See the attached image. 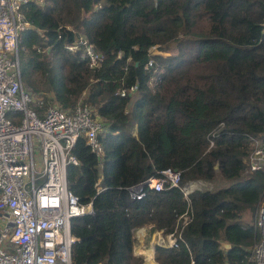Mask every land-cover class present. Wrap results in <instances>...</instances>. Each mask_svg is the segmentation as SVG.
Wrapping results in <instances>:
<instances>
[{
  "label": "trees",
  "instance_id": "16d2710c",
  "mask_svg": "<svg viewBox=\"0 0 264 264\" xmlns=\"http://www.w3.org/2000/svg\"><path fill=\"white\" fill-rule=\"evenodd\" d=\"M22 10V80L62 107L86 92L104 123L102 154L80 137L78 163L66 168L68 188L94 209L71 219L72 264H143L133 229L174 233L184 213L178 245H155L157 264H246L264 198V169L246 171L251 136L264 139V0H44ZM80 35L100 66L64 47ZM168 167L180 171L178 186L130 197V185ZM218 178L227 184L216 190L181 189Z\"/></svg>",
  "mask_w": 264,
  "mask_h": 264
},
{
  "label": "built area",
  "instance_id": "2783aa9c",
  "mask_svg": "<svg viewBox=\"0 0 264 264\" xmlns=\"http://www.w3.org/2000/svg\"><path fill=\"white\" fill-rule=\"evenodd\" d=\"M29 1L44 0H0V264H72L71 248L78 236L70 229L71 219L93 214L94 209L92 200L82 203L68 188L66 168L78 163L72 149L80 137L96 156L102 154L99 136L104 123L85 101L62 107L52 91L37 93L24 85L19 34L29 26L22 10ZM64 47L80 50L91 68L100 66L103 59L83 35ZM153 62L151 56L145 67ZM137 88L132 84L117 93L124 96ZM251 140L246 171L264 169V139L251 136ZM180 177V171L164 168L130 185L128 193L141 198L147 189L178 186ZM199 181H192L191 189L182 187L184 194L200 188ZM255 213L260 238L251 247L246 264H264V198ZM189 219L188 213L180 216L177 232L164 235L157 230L161 234H156V243L177 246L181 228Z\"/></svg>",
  "mask_w": 264,
  "mask_h": 264
},
{
  "label": "crops",
  "instance_id": "0c3cea01",
  "mask_svg": "<svg viewBox=\"0 0 264 264\" xmlns=\"http://www.w3.org/2000/svg\"><path fill=\"white\" fill-rule=\"evenodd\" d=\"M254 216L255 214L252 216L253 221ZM246 218L250 219V215L248 214ZM150 228V225H142L133 229L134 253L143 255V264H157V261L154 258V247L157 244L155 238L156 234H161V232L152 230L151 235L148 236V230Z\"/></svg>",
  "mask_w": 264,
  "mask_h": 264
},
{
  "label": "rangeland",
  "instance_id": "374dc122",
  "mask_svg": "<svg viewBox=\"0 0 264 264\" xmlns=\"http://www.w3.org/2000/svg\"><path fill=\"white\" fill-rule=\"evenodd\" d=\"M70 28V27H69ZM152 52H153V54H162L163 56H165V55H167V54H169V52L168 51H165V50H160V49H158V47L155 45V47H153L152 48ZM23 83H24V85H26V86H28L30 89H32L29 85H27L24 81H23ZM42 88V87H41ZM41 91H39V93L40 92H46V91H49L50 89L49 88H45V86L43 87V89H40ZM33 92H35L34 90H32ZM37 92V91H36ZM47 93V92H46ZM85 98H86V92H83L79 97H78V99L74 102V103H76V102H78V101H86L85 100ZM73 103V104H74ZM130 107V106H129ZM194 182H189V183H187V184H185L183 187H185V189H191L192 187H191V184H193ZM198 184H199V187L200 188H205V189H210V190H216V189H218L219 187H221V186H224V185H226L227 184V182L226 181H224V180H222V179H217L216 181H213V182H209V181H202V180H200L199 182H197ZM196 186V185H195ZM256 214V213H255ZM254 219H255V216H254ZM144 232H145V230H144ZM136 241V240H135ZM136 242H138V241H136Z\"/></svg>",
  "mask_w": 264,
  "mask_h": 264
},
{
  "label": "water",
  "instance_id": "95a60500",
  "mask_svg": "<svg viewBox=\"0 0 264 264\" xmlns=\"http://www.w3.org/2000/svg\"><path fill=\"white\" fill-rule=\"evenodd\" d=\"M221 245H222V247H224V248H228V247H230V243H229V242H226V241H222Z\"/></svg>",
  "mask_w": 264,
  "mask_h": 264
},
{
  "label": "clouds",
  "instance_id": "9594fccd",
  "mask_svg": "<svg viewBox=\"0 0 264 264\" xmlns=\"http://www.w3.org/2000/svg\"><path fill=\"white\" fill-rule=\"evenodd\" d=\"M195 189V188H194ZM193 190V189H192Z\"/></svg>",
  "mask_w": 264,
  "mask_h": 264
}]
</instances>
